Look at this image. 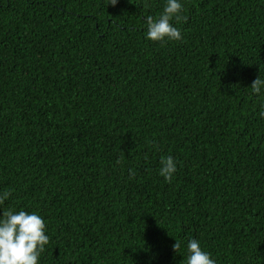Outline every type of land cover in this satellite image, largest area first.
I'll list each match as a JSON object with an SVG mask.
<instances>
[{"label":"trees","instance_id":"trees-1","mask_svg":"<svg viewBox=\"0 0 264 264\" xmlns=\"http://www.w3.org/2000/svg\"><path fill=\"white\" fill-rule=\"evenodd\" d=\"M108 3L0 0V213L43 218L39 264H186L190 239L264 264V0H180L163 46L166 0Z\"/></svg>","mask_w":264,"mask_h":264},{"label":"clouds","instance_id":"clouds-1","mask_svg":"<svg viewBox=\"0 0 264 264\" xmlns=\"http://www.w3.org/2000/svg\"><path fill=\"white\" fill-rule=\"evenodd\" d=\"M117 2L118 0H109L108 5L115 6ZM182 11L183 5L180 0H166L158 18L154 19L152 15L145 17L146 38L152 42H159L162 46L166 41L182 40L181 31L172 23L173 19L176 22L184 19L181 16ZM250 88L254 94H259L264 88V80L257 76ZM261 108L259 114L264 118V105H261ZM160 165L159 175L171 183L177 170L176 161L171 156L162 157ZM134 176V170L130 169L129 178ZM11 195L10 190L0 193V205ZM48 244L46 224L36 212L5 210L0 213V264H39L41 253ZM180 247V242L175 240L172 245L173 251L176 253ZM186 264H216V261L212 259L211 253L201 248L198 240L190 239L187 243Z\"/></svg>","mask_w":264,"mask_h":264}]
</instances>
